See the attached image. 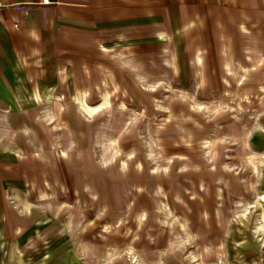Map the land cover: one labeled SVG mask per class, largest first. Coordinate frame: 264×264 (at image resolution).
I'll list each match as a JSON object with an SVG mask.
<instances>
[{
	"label": "rangeland",
	"instance_id": "obj_1",
	"mask_svg": "<svg viewBox=\"0 0 264 264\" xmlns=\"http://www.w3.org/2000/svg\"><path fill=\"white\" fill-rule=\"evenodd\" d=\"M260 48L256 83L248 84L254 96L246 99L242 84L240 93L227 90L225 99L218 91L200 100L203 110H188L184 100L171 98L184 92L180 84H152L136 72L139 81L130 73L109 88L110 104V92L97 105L82 100L121 193L120 207L89 212L73 166L38 156L37 176L12 173L4 181L0 264H264V44ZM155 86L151 103L144 87ZM39 109L53 124V103L40 101ZM11 124L0 113L1 135L17 133ZM53 128L60 145V130ZM24 132L46 158L34 128L25 125ZM20 146L14 137L18 167L17 152L34 160ZM26 157L21 163L30 168ZM57 167L62 181L54 177Z\"/></svg>",
	"mask_w": 264,
	"mask_h": 264
},
{
	"label": "crops",
	"instance_id": "obj_2",
	"mask_svg": "<svg viewBox=\"0 0 264 264\" xmlns=\"http://www.w3.org/2000/svg\"><path fill=\"white\" fill-rule=\"evenodd\" d=\"M261 44L264 0H0V113L17 130L13 136L0 133V221L5 179H13L12 173L27 180L37 176L38 156L73 166L89 212L120 207L121 193L82 100L97 105L110 92V104L109 88L130 73L139 81L136 72L152 84H180L184 92L171 98L184 100L188 110H203L200 100L218 91L225 99L227 90L240 93L242 84L246 99L254 96L248 84L256 83ZM190 85H196L193 92L185 90ZM144 88L151 102L159 89ZM40 101L53 103V124L40 118ZM25 125L36 131L46 158L30 143ZM54 125L60 145L54 144ZM14 137L34 160L17 152V166ZM25 157L30 168L21 163ZM57 173L65 179L58 167Z\"/></svg>",
	"mask_w": 264,
	"mask_h": 264
},
{
	"label": "bare ground",
	"instance_id": "obj_3",
	"mask_svg": "<svg viewBox=\"0 0 264 264\" xmlns=\"http://www.w3.org/2000/svg\"><path fill=\"white\" fill-rule=\"evenodd\" d=\"M134 258H135V256H134Z\"/></svg>",
	"mask_w": 264,
	"mask_h": 264
},
{
	"label": "built area",
	"instance_id": "obj_4",
	"mask_svg": "<svg viewBox=\"0 0 264 264\" xmlns=\"http://www.w3.org/2000/svg\"><path fill=\"white\" fill-rule=\"evenodd\" d=\"M46 1H48V0H46Z\"/></svg>",
	"mask_w": 264,
	"mask_h": 264
}]
</instances>
